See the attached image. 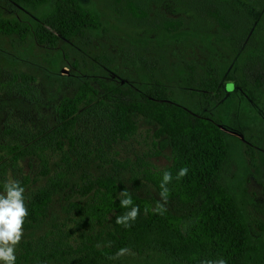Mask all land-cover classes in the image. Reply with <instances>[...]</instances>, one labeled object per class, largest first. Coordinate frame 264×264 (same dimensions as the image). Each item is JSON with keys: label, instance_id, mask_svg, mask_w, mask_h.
<instances>
[{"label": "trees", "instance_id": "1", "mask_svg": "<svg viewBox=\"0 0 264 264\" xmlns=\"http://www.w3.org/2000/svg\"><path fill=\"white\" fill-rule=\"evenodd\" d=\"M2 1L35 12L36 19L20 21L0 16V34L15 35L20 40L31 34L39 44L48 48H54L61 39L82 37L101 26L98 13L86 7L82 0ZM180 1L187 13L192 11L212 20L237 38L243 60L241 77L264 93V44L254 42L252 1ZM125 8L140 21L148 15L145 9L130 0H125ZM149 24L169 35L179 34L183 28V20L158 14ZM137 58L148 74L149 84L135 90L98 80L100 92L90 83L83 82L73 95L63 97L55 106L56 125L52 129L30 135L25 142L32 143L22 150L18 143L5 147L9 153L18 151L12 157V168L24 156L37 155L41 162L39 173L43 177L49 175V169L37 152L54 148L62 154V170L49 176L45 186L26 201L29 215L23 226H34L46 216L53 195L68 185L66 180L72 168L94 159L127 167L107 158L106 151L113 144L131 138L137 131L135 117H141L156 125L152 137L159 148L170 149L169 166L157 170L142 163L139 172L140 178L152 185L158 195L163 172L172 173L166 211L162 215L154 211L161 200L129 192L133 204L139 206L140 214L131 227L126 228L115 222L117 216L129 210L120 207L118 198L120 192L127 190L124 184L106 176L89 181L81 188L72 186L70 190L81 196L92 194L91 201L83 204L70 202L66 211L79 217L80 224L87 230L102 226L108 220L111 226L98 230L96 239L91 242V234L82 231L73 243V231L64 232L58 228L35 240L22 241L15 264H115L118 259L109 257L125 247L148 258L158 255L161 262L168 264H204L218 259H224L226 264H264V248L261 256L253 261L259 247L252 243L240 208L221 182V172L230 155V136L221 129L222 120L210 114L197 116L179 105L173 100L168 86L153 77L155 63L139 55ZM103 59L112 61L108 57ZM187 69L185 82L190 84V79L195 85L193 89L205 102L212 103L211 106L220 102L229 85L224 89V84L233 78L231 74L223 75L212 64L198 80L192 74L193 68L188 66ZM34 82L33 76L14 73L1 86L31 102L37 99ZM244 104L242 109L245 110L247 104ZM248 153H253L251 148ZM153 155L158 156L159 151ZM182 167H187L188 173L177 181L175 177ZM5 173L6 164H0V192L6 182ZM133 178L134 188H140L139 178ZM17 181L24 187L29 178L24 176Z\"/></svg>", "mask_w": 264, "mask_h": 264}, {"label": "rangeland", "instance_id": "2", "mask_svg": "<svg viewBox=\"0 0 264 264\" xmlns=\"http://www.w3.org/2000/svg\"><path fill=\"white\" fill-rule=\"evenodd\" d=\"M82 1L98 13L101 21L98 29L88 31L82 37L61 39L54 48H48L39 44L31 34L24 40L15 35L0 34V164H6V181L27 176L29 183L24 186L27 201L36 190L45 186L49 176L62 170V154L54 148L37 152L48 166L49 175L46 177L40 175L41 162L34 154L19 159L16 167L12 168V157L18 151L9 153L5 146L18 143L22 150L32 143L25 142L30 135L52 129L56 125L55 106L63 97L73 95L83 82L90 83L100 92L98 80L135 90L149 84L148 74L137 58L139 55L155 63L153 77L168 86L175 102L197 116L210 114L222 120L221 129L230 136V155L222 169L221 182L240 208L252 243L259 247L253 261L258 259L264 248V93L241 77L243 60L237 38L214 21L192 11L187 13L180 0H130L146 10L148 15L144 21L128 13L125 0ZM251 1V12L255 18L252 29L254 42L264 44V0ZM156 14L183 20L181 32L169 35L153 29L149 22ZM35 15V12L0 0L2 17L27 21L35 20ZM105 57L112 61H105ZM209 64L220 69L223 75L233 76L232 81L224 84V89L229 84L227 92L214 106L205 102L193 89L195 85L190 79V84L185 82L188 66L193 68L192 74L198 80ZM14 73L35 78L36 100L29 102L1 86ZM244 103L247 104L245 110L242 109ZM135 120L136 133L106 151L107 158L127 167L94 159L72 168L66 180L68 185L53 195L46 216L34 226H23L21 242L35 240L55 228L73 231V243L82 231L91 234L90 242L95 240L98 230L111 226L110 220L87 230L80 224L81 219L66 209L70 202L83 204L91 201L92 194L84 197L70 188H81L98 177L111 176L136 196L161 200L155 188L140 178L139 172L142 163H148L157 170L169 166L170 149H160L154 142L155 124L141 117H135ZM249 148L253 153H248ZM157 151L159 155L154 156ZM134 176L141 183L138 189L133 186ZM18 251L19 245L15 255ZM164 263L167 262H161L158 255L148 258L130 251L115 264Z\"/></svg>", "mask_w": 264, "mask_h": 264}, {"label": "clouds", "instance_id": "3", "mask_svg": "<svg viewBox=\"0 0 264 264\" xmlns=\"http://www.w3.org/2000/svg\"><path fill=\"white\" fill-rule=\"evenodd\" d=\"M188 173L187 167L179 169L175 179L181 180ZM173 179L170 171H164L160 183L159 196L161 201H158L154 211L161 215L166 211L165 205L168 201L170 190L168 184ZM25 189L17 180L9 179L3 184V192H0V262L3 264H15L16 248L23 237V225L25 218L29 215L26 205ZM120 207L129 209L124 214L116 217V223L124 227H131L140 214L139 206L133 204L132 197L129 191L124 190L119 193ZM147 211V209H146ZM111 246V242H109ZM130 254V249L120 248L115 256L109 259H119ZM204 264H226L224 259L215 261H205Z\"/></svg>", "mask_w": 264, "mask_h": 264}]
</instances>
